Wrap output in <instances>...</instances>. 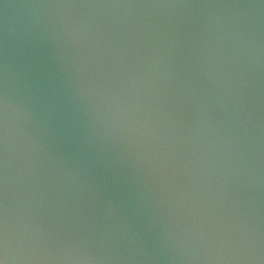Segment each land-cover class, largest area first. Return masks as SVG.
<instances>
[{"label":"clouds","instance_id":"9594fccd","mask_svg":"<svg viewBox=\"0 0 264 264\" xmlns=\"http://www.w3.org/2000/svg\"><path fill=\"white\" fill-rule=\"evenodd\" d=\"M0 264H264V0H0Z\"/></svg>","mask_w":264,"mask_h":264}]
</instances>
